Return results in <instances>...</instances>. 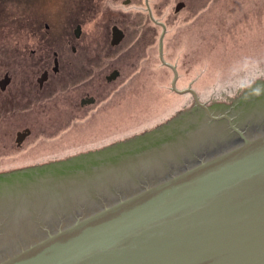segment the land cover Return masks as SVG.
Wrapping results in <instances>:
<instances>
[{"label": "water", "instance_id": "water-1", "mask_svg": "<svg viewBox=\"0 0 264 264\" xmlns=\"http://www.w3.org/2000/svg\"><path fill=\"white\" fill-rule=\"evenodd\" d=\"M191 94L114 146L0 175V264H264V57Z\"/></svg>", "mask_w": 264, "mask_h": 264}, {"label": "rangeland", "instance_id": "rangeland-1", "mask_svg": "<svg viewBox=\"0 0 264 264\" xmlns=\"http://www.w3.org/2000/svg\"><path fill=\"white\" fill-rule=\"evenodd\" d=\"M121 1L113 3L124 34L118 46L110 45L111 25L97 30V15L82 25L79 40H72L75 54L67 52L70 58H102L92 77L119 72L103 95L88 89L97 104L89 107L90 118L66 127L64 123L51 141L46 138L52 135L39 133L45 129L39 125L36 137L43 138L37 141L42 145L31 148L25 142L18 149L15 132L23 127L0 123L1 168L40 166L50 162L58 148L69 147L67 156L80 146L132 132L193 97L192 91L196 95L264 57V0H131L129 6ZM112 2L103 0L100 6L112 8ZM179 3L184 7L176 13ZM29 49L13 28L7 33V48L0 47V57L6 55L7 64L17 66L21 58H28ZM60 110L62 115L69 111L65 106Z\"/></svg>", "mask_w": 264, "mask_h": 264}, {"label": "flooded vegetation", "instance_id": "flooded-vegetation-1", "mask_svg": "<svg viewBox=\"0 0 264 264\" xmlns=\"http://www.w3.org/2000/svg\"><path fill=\"white\" fill-rule=\"evenodd\" d=\"M102 1L0 0V47L7 48V33L13 28H18L21 45L25 49L30 48L25 55L28 58H21L17 66L7 64L6 55L3 58L0 57V123L6 126L23 127L15 132L17 149L21 148L25 142L31 148L42 145L37 141H42L43 138L36 137L39 125L45 126V129L39 133L52 135L46 138L51 141L55 138L54 132L64 123L66 127L82 123L90 118L91 108L89 107L96 102L89 95L91 92L88 89L92 88L95 95L98 93L103 95L107 84L115 81H107V77L117 70H112L107 76L104 75L103 79L91 76L95 74V71H99L98 64L100 65L102 58H70L67 53L70 50L75 54L76 48L72 40H79L81 27L91 16H100L97 30L103 31L104 27L107 30L108 25H111V29L114 26L118 28L119 19L114 16L116 11L113 8L116 0L111 3L112 8L100 6ZM121 2L123 6H129L131 0ZM81 14H84V18H81ZM77 28H79L78 32ZM103 35L106 36L105 33ZM111 39L112 36H110V42ZM8 63L13 64L12 61ZM132 64L133 62L130 63L131 66ZM261 93L259 95L262 96ZM259 95L255 97L259 98ZM89 99L93 100L92 104H87ZM63 106L69 111L62 115L59 112ZM77 117L84 118L81 120L76 119ZM85 117L88 118L85 119ZM165 126H160L151 132L159 131ZM25 131L29 132L28 136L17 144L18 133ZM136 136L132 134L130 137L134 139ZM125 138L127 137L115 136L112 139L114 142L106 145L102 144L103 141L99 142L100 145H83L84 147L80 146L67 156L66 154L71 151L69 147L58 148L49 163L59 160L61 156L69 158L88 153L93 150V146L97 147V151L109 147V144L114 146L113 144L116 145ZM1 149L6 150L4 147ZM0 157L3 158V156ZM22 169L25 168L7 171V167H0V175Z\"/></svg>", "mask_w": 264, "mask_h": 264}, {"label": "trees", "instance_id": "trees-1", "mask_svg": "<svg viewBox=\"0 0 264 264\" xmlns=\"http://www.w3.org/2000/svg\"><path fill=\"white\" fill-rule=\"evenodd\" d=\"M174 120H175V119H173L172 121H170V123H172ZM159 127H160V126H159ZM159 127H158V128H159Z\"/></svg>", "mask_w": 264, "mask_h": 264}]
</instances>
